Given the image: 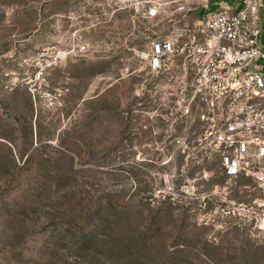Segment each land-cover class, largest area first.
I'll use <instances>...</instances> for the list:
<instances>
[{
  "label": "rangeland",
  "instance_id": "obj_1",
  "mask_svg": "<svg viewBox=\"0 0 264 264\" xmlns=\"http://www.w3.org/2000/svg\"><path fill=\"white\" fill-rule=\"evenodd\" d=\"M157 1L0 0V264H264L254 181L225 174L183 69L150 66L183 26Z\"/></svg>",
  "mask_w": 264,
  "mask_h": 264
},
{
  "label": "built area",
  "instance_id": "obj_2",
  "mask_svg": "<svg viewBox=\"0 0 264 264\" xmlns=\"http://www.w3.org/2000/svg\"><path fill=\"white\" fill-rule=\"evenodd\" d=\"M148 16L177 15L182 28L151 43L153 70L183 69L179 84L200 109L206 137L221 153L230 178L254 181L258 195L238 211L264 230V0H158ZM66 56L57 53L34 72L42 89L46 75ZM66 89L45 93L48 108L61 103ZM237 210V208H236ZM235 213V211H234ZM245 214V215H246Z\"/></svg>",
  "mask_w": 264,
  "mask_h": 264
},
{
  "label": "crops",
  "instance_id": "obj_3",
  "mask_svg": "<svg viewBox=\"0 0 264 264\" xmlns=\"http://www.w3.org/2000/svg\"><path fill=\"white\" fill-rule=\"evenodd\" d=\"M263 18H264V15H263ZM263 39H264V35H263Z\"/></svg>",
  "mask_w": 264,
  "mask_h": 264
}]
</instances>
